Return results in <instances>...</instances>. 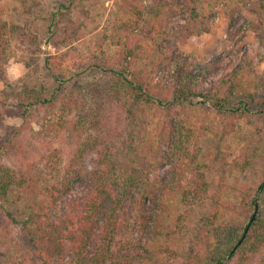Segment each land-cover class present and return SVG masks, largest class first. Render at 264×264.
Segmentation results:
<instances>
[{"label": "rangeland", "instance_id": "1", "mask_svg": "<svg viewBox=\"0 0 264 264\" xmlns=\"http://www.w3.org/2000/svg\"><path fill=\"white\" fill-rule=\"evenodd\" d=\"M160 2L180 15L155 16ZM137 9L140 27L124 30L123 22L140 20ZM192 10L199 15L191 23L196 33L181 34L175 26L190 21ZM198 28L209 31L197 34ZM176 47L203 89L220 86L247 109L234 118L211 103L173 106L189 148L182 187L165 190L157 230L152 200L144 210H126L115 249L150 248L142 264H212L227 236L250 223L254 202L264 205V0H0V130L19 147L15 163L36 176V200L43 198L51 157L67 158L96 140L101 150L111 147L115 168H143L161 191L172 172L162 127L171 96L162 66ZM132 50L134 61H123V52ZM122 72L149 86L150 103L117 89ZM100 158L90 153L85 166L94 170ZM198 175L201 194L193 186ZM90 191L79 183L65 200L79 204ZM27 198L16 191L0 203L3 264H32L17 243ZM230 255L223 264L231 263Z\"/></svg>", "mask_w": 264, "mask_h": 264}, {"label": "trees", "instance_id": "2", "mask_svg": "<svg viewBox=\"0 0 264 264\" xmlns=\"http://www.w3.org/2000/svg\"><path fill=\"white\" fill-rule=\"evenodd\" d=\"M153 10L155 16L164 13L171 15L172 18L181 13L166 2L158 3ZM191 12L190 21L175 26L181 34L196 33L191 23L197 22L199 15L194 13L195 10ZM135 14L140 20L130 24L123 22L124 30H129L133 25L140 27L144 17L138 9ZM197 31V34H202L209 29L198 28ZM134 52L135 50L123 52V61L129 59L134 61L132 58ZM190 65L188 56L176 47L172 50L167 65L162 66L166 72H163L161 81L166 85L171 98L166 105L162 99L156 101L160 107L163 105L167 107L162 127L163 131H167L165 135L170 143L168 164L172 167V172L169 173L170 177L162 182L161 191L149 182V176L143 168L132 165L115 168L110 158L111 147L101 150L96 140L92 143H83L67 158L57 154L52 156L43 178L44 184L40 194L43 198L36 200L33 198L37 184L36 176L28 168L16 164L19 147L12 138L2 134L0 130V203H9L11 195L16 191L29 196L27 201L31 203L27 204L28 213L20 222L17 243L29 256L30 263L142 264L143 260L149 257L152 250L146 246H142L143 252L139 253L140 247H124L117 250L115 244L123 230L121 216L126 210H144L146 201L152 200L156 205L155 224L152 227L157 230L160 216L165 211L163 201L165 190L182 187L183 171L187 168L185 157L189 155V148L183 137L186 126L184 122L176 120L171 109L174 105L183 103H211L219 114L234 118L243 116L244 109H247L235 105L228 94H222L220 86L203 89L200 82L202 77L194 75ZM6 75L4 79L8 77ZM122 76L123 78H119L116 83L118 90L124 89L130 98L150 103L152 95L148 92L147 84H144L136 74L132 78H127L122 72ZM168 95L165 96L166 99ZM92 152L99 153L101 158L97 167L89 170L84 162L86 156ZM79 183H85L90 187L89 196L83 202H78L79 204L67 202L66 197ZM193 186L198 193L205 192L204 180L199 175ZM260 189H264V183ZM67 207L73 208L64 214L62 209ZM225 245L227 247L222 250L223 256L219 253L211 261L212 264H223L230 254H232L230 264H264L263 204L256 205L254 202V214L250 223L234 233L231 232L226 238ZM3 261L7 260L0 259V264H3Z\"/></svg>", "mask_w": 264, "mask_h": 264}, {"label": "water", "instance_id": "3", "mask_svg": "<svg viewBox=\"0 0 264 264\" xmlns=\"http://www.w3.org/2000/svg\"><path fill=\"white\" fill-rule=\"evenodd\" d=\"M246 234H247V232L245 233V236H246ZM245 236H244V237H245ZM230 258H231V255L229 256V259H230Z\"/></svg>", "mask_w": 264, "mask_h": 264}]
</instances>
